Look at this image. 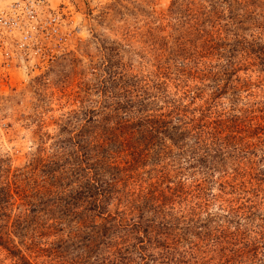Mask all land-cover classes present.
Here are the masks:
<instances>
[{"label":"rangeland","instance_id":"1","mask_svg":"<svg viewBox=\"0 0 264 264\" xmlns=\"http://www.w3.org/2000/svg\"><path fill=\"white\" fill-rule=\"evenodd\" d=\"M8 1L0 2V8ZM205 1L47 0L43 19L54 18L56 31L50 32L43 27V39L33 46L39 51L22 52L10 41L0 43V234L13 233L17 238H12L13 242L8 246L13 245L30 264H78L83 256L93 264H106L116 248L136 243L134 233L120 232L94 238L86 255L83 242H75L74 248L78 249L61 252L57 258L50 254L59 245V240L73 236L81 222L87 225L88 222L105 224L109 221L81 215L80 224L72 222L73 217L69 222L61 220L59 225L47 228L51 217L63 218L47 213L50 205H43L44 199L75 187V180L65 179L74 160L64 147L76 124L82 123L80 112L100 107L102 96L97 86L109 75L118 82L122 77H133L138 91L150 103L149 107H153L151 109L162 108L179 99L186 106V112L193 111V117L210 123V127L221 135H233L231 144L241 150L247 148L256 155L240 156L232 152L229 158H222L223 164L218 171L206 176L199 169H189L183 157L173 155L174 150L169 153L159 147L155 162L136 163L125 170L122 162L129 158L116 142L122 133L118 129L113 132L115 148L111 149L110 143L106 147L109 157L105 163L112 162L119 170H125L117 174L120 181L114 188L119 192L107 202L111 216L115 210L124 212L119 215L123 223L134 216V212L129 214L130 210L123 207L125 201L137 203L147 192L154 195L158 191L167 193L166 185L170 190L182 191L176 198L167 196L168 207L172 209L168 214L176 229L173 227L172 235L166 237L170 243L171 237L176 235L172 239L173 249L190 253L183 264H225L219 253L224 247L220 229L225 226L228 231H233L234 227L242 225L255 232L254 226L261 223L257 218L264 220V212L249 220L225 214L229 202L235 207L242 201H236L235 195L228 194L230 189L222 183L225 180L239 192L264 189L261 183L256 186L253 181L250 186L239 185L243 180L248 181V177L242 178L245 172H253L248 168L259 166L251 163L264 150L263 68L253 55L241 50L234 55L233 74L226 80L215 76V81L212 78L213 74H218L215 65L218 61L224 63L219 53L225 45H220L219 52L200 51L193 65L187 60L172 59L169 51L172 47L174 50L179 36L188 47L184 41L187 36L180 34L190 22L186 10L190 9L199 19L198 13L204 11ZM241 1L243 7H234V13L241 15L238 19L245 18L241 35L247 38L252 34L261 39L264 21L259 25L252 22L246 11H253L254 6L250 7L247 0ZM218 22L224 24V21ZM221 36H225V44L232 40L228 33ZM193 44L199 45L195 41ZM177 60L183 63L182 67L176 64ZM202 65H211L213 69L205 73L201 71ZM216 86L219 90L215 92ZM47 166L52 169L49 174L46 173ZM203 178L206 180L201 183ZM176 183L184 186L176 187ZM197 184L203 196L197 190ZM218 185H222V189ZM116 199L122 204L118 205ZM255 201L261 202L259 195ZM79 206L77 212L81 209L80 203ZM19 219L27 222L22 231L14 225ZM19 233L22 234L18 236ZM207 234L218 239L210 242ZM159 236V239L165 237ZM148 251L154 255L159 253L154 247ZM260 252L264 259V250L260 249ZM78 254L83 256L73 259ZM130 257L132 261L125 264L140 263L135 251ZM154 259L155 264L162 263L157 256ZM0 264L19 263L0 248Z\"/></svg>","mask_w":264,"mask_h":264},{"label":"trees","instance_id":"2","mask_svg":"<svg viewBox=\"0 0 264 264\" xmlns=\"http://www.w3.org/2000/svg\"><path fill=\"white\" fill-rule=\"evenodd\" d=\"M248 1L250 7L254 6L255 9L246 12L250 13L251 21L257 22V25H259V22L264 21V0ZM243 3L241 0H206L204 11L198 13L199 19H196L195 14L190 9L186 10L190 22L186 23V29L180 34L192 39L186 37L184 41L189 44L186 47L180 41L182 37L176 38L174 50H172L173 47L169 49L172 59L180 58L193 65L194 60H197V57L201 54L200 51L210 52L216 50L219 52L218 49L222 44L226 47L220 49L221 53L219 54L221 55L219 56L221 60L224 59V63L218 61L215 65L218 74H213V80L216 81L215 76L226 80L229 75L233 74L234 55L241 50H245L246 54L253 55L264 71V33L261 34V39H256L252 34L246 38L240 33L244 30L242 25L245 23V18L238 19L241 15L234 13V7L238 5L243 7ZM222 6H224V9L221 8ZM218 20L224 21V24L220 25ZM257 28L259 27L257 26ZM226 33L232 39L228 44L223 43L225 36H221V34L225 35ZM193 41H195V44L198 42L199 45L195 46ZM184 56L187 57L184 59ZM177 61L176 64L182 67L183 63ZM210 69H213V66L202 65L201 71L209 73ZM132 79L133 77L125 76L118 82L114 76L109 75L107 79H102L103 81L99 82L97 89L102 97L98 109L101 112L97 113L98 109L81 111L82 123L76 124L73 133L67 138V146L64 147L67 154L72 155L74 160V164L72 163L65 179L67 181L75 180L76 185L73 189H66L53 198L43 200L44 206L50 205L46 209L47 213L56 214V216L63 218L51 217L49 219L51 223L47 225V228L59 225L61 220L69 222L73 217L72 222L76 221V224H78L82 220L81 217L85 218V215L88 219L90 217L101 220L107 218L109 221H105V224L88 222V224L85 223L87 225H84L82 222L79 223L80 227L76 229L70 239L59 240V245L51 250L50 254L53 258L59 257L61 252L68 253V251L78 249L79 247L74 248L75 242H83L82 249L87 248V251L84 252L86 255L90 251L89 244L94 238L105 237L107 234L113 236L120 232H132L135 235V245L116 248L107 258L106 264L128 263L132 261L130 254L134 251L140 262L139 264H155L154 256L162 261L161 264H183L186 261L185 257H190V253L173 249L172 239H175L176 235L171 237L170 241L172 242L170 243L166 237L172 235L173 227L176 229L168 214V211H172V209L168 207L169 203L167 201L169 197L176 198L178 195H182V191L170 190L166 185L164 189L167 190V193L158 191L154 195L147 192L145 196L140 198L139 203L125 201L123 207L128 211L130 210L129 214L134 212V216L129 217L122 223L119 215L124 214V212L115 210L114 216H111L107 211V202L113 194L119 192L114 188L115 184L120 181L117 178L118 172L125 171L136 163L155 162L156 151L161 148L169 153H171V149L174 150L173 155L183 157L182 160L185 161L189 169H199L206 176H210L212 171H218L223 164L222 158H229L232 152L240 156L249 154L256 157L253 151H248L247 148L241 150L231 144L234 139L233 135H221L210 127V123L201 118L193 117V111L186 112V106L182 105L179 99L168 103L167 106L162 108L151 109L153 107H149L150 103L142 97V93L140 94L136 83ZM218 90L219 87L216 86L215 92ZM187 113L188 117L186 116ZM74 115L72 113V116ZM66 122L69 123L70 120L67 119ZM118 129L122 133L117 136L116 142L123 147V151L126 152V156L129 158V161L122 162L125 170H119L112 162L105 163L106 157H109L106 156L108 155L106 147L110 143L112 149L115 141L113 132ZM98 140L102 142L98 143ZM256 163L259 166L254 169L248 168L249 172L252 170L253 172L251 174L244 173L242 178L248 177V181H241L240 186L243 185L242 183L250 186L252 181L255 182L256 186L258 183L264 186V150L251 165L255 166ZM48 169L47 166V174L52 170ZM205 178L201 179L200 182H204ZM222 183L230 189L228 194L235 195L236 201H242L237 205L234 204L235 207H233L232 202H229L230 205L226 208L225 214L234 216L233 218L236 219L249 220L254 215L259 217L260 213L264 212V189H255L251 193L247 191L239 192L228 185L225 180ZM183 186L176 183V187L182 188ZM196 186L197 190L201 192L198 184ZM218 187L222 189L223 186L218 185ZM258 195L261 202L255 201V198L258 199ZM201 196H203L202 192ZM116 202H118L117 199ZM79 203L81 209L77 212V209L80 208V206L78 207ZM119 204L122 203L118 202ZM257 219L261 223L254 226L255 232L248 229V227L239 226L238 221L236 224L239 228L234 227L233 231H228L225 226L220 229L219 236L224 247L220 248L219 253L223 263L264 264L263 255L260 252V249L264 250V220ZM18 221L14 225L22 231L27 226V222L22 219ZM201 227L205 228L204 225ZM184 229L187 230L188 227L184 226ZM20 234L22 233H19L18 236ZM209 234L206 236L210 238V242L218 239ZM154 235L156 237H153ZM159 235H165V237L159 239ZM12 238L17 237L10 232L0 234V248L6 252L9 258L16 259L19 264H30L13 245L8 246V244H12ZM64 244L65 246L61 247ZM153 247L158 249L159 253L154 255L151 251H148V248ZM173 255H176V257ZM80 256L83 255L78 254L73 259L77 260ZM78 264L93 263L89 262L87 256L86 258L83 256Z\"/></svg>","mask_w":264,"mask_h":264},{"label":"built area","instance_id":"3","mask_svg":"<svg viewBox=\"0 0 264 264\" xmlns=\"http://www.w3.org/2000/svg\"><path fill=\"white\" fill-rule=\"evenodd\" d=\"M45 8L47 0H9L0 8V43L10 41L22 52L39 51L33 46L43 39V27L56 31L54 18L43 19Z\"/></svg>","mask_w":264,"mask_h":264}]
</instances>
